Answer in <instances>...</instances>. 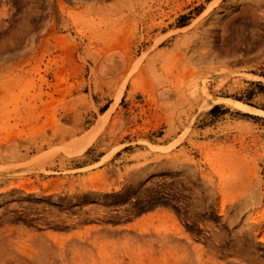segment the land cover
I'll return each instance as SVG.
<instances>
[{
  "label": "rangeland",
  "instance_id": "1",
  "mask_svg": "<svg viewBox=\"0 0 264 264\" xmlns=\"http://www.w3.org/2000/svg\"><path fill=\"white\" fill-rule=\"evenodd\" d=\"M222 98L264 111V0H0V264H264Z\"/></svg>",
  "mask_w": 264,
  "mask_h": 264
},
{
  "label": "bare ground",
  "instance_id": "2",
  "mask_svg": "<svg viewBox=\"0 0 264 264\" xmlns=\"http://www.w3.org/2000/svg\"><path fill=\"white\" fill-rule=\"evenodd\" d=\"M219 101L247 113H251L255 115H264V111L255 109L249 105L243 104L242 102L236 100L222 98ZM109 117H110V113L108 112L98 122L97 126L86 136V139L84 141L85 147L83 148L84 151H86L91 146V144L97 139V137L101 135V133L103 132L104 128L106 127L109 121Z\"/></svg>",
  "mask_w": 264,
  "mask_h": 264
}]
</instances>
